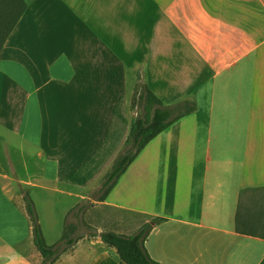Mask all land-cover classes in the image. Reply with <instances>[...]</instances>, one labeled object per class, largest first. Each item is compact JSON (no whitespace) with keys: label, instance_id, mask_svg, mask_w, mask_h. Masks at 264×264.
<instances>
[{"label":"crops","instance_id":"0c3cea01","mask_svg":"<svg viewBox=\"0 0 264 264\" xmlns=\"http://www.w3.org/2000/svg\"><path fill=\"white\" fill-rule=\"evenodd\" d=\"M22 1L0 51V130L39 150L44 180L99 186L126 141L135 78L196 111L94 202L102 221L127 235L164 219L145 242L159 264H264V0ZM20 181L0 171V264H41L13 201ZM96 239L55 264H125Z\"/></svg>","mask_w":264,"mask_h":264},{"label":"trees","instance_id":"16d2710c","mask_svg":"<svg viewBox=\"0 0 264 264\" xmlns=\"http://www.w3.org/2000/svg\"><path fill=\"white\" fill-rule=\"evenodd\" d=\"M1 2L2 0H0V6ZM10 4L11 7L9 8L0 7V51L26 7L22 0H10ZM133 105L137 110L131 118L126 141L110 169L102 177L98 189L94 192L97 201L106 199L120 177L153 138L178 119L196 111L194 102L185 101L165 106L147 86L139 90L135 102H132L130 107H133ZM23 200L24 212L31 225L33 243L43 259L41 264H51L55 261L58 251L46 243L27 192L24 193ZM163 221L164 219L160 218L152 219L149 223L143 224L133 235H121L104 231L94 235V238L99 237L103 244L115 249L119 259L125 264H159L152 260L147 253L145 242L151 229ZM236 229L245 232L241 230L238 213L236 216ZM65 240L67 245H72L74 242L66 237Z\"/></svg>","mask_w":264,"mask_h":264},{"label":"rangeland","instance_id":"374dc122","mask_svg":"<svg viewBox=\"0 0 264 264\" xmlns=\"http://www.w3.org/2000/svg\"><path fill=\"white\" fill-rule=\"evenodd\" d=\"M138 92L137 81L132 78L129 85L130 106L135 102ZM136 110L134 105L130 107L132 116ZM43 168L42 156L35 146L20 138L7 136L0 130V171L21 180L12 192L13 201L16 205L21 204L22 209L23 196L27 192L46 243L58 251L55 260L61 254H69L77 242L95 241L94 235L115 230L111 225L113 221L104 219V223L100 208L95 207L97 196L94 192L99 186L94 190L79 192L50 184L44 180ZM64 171L67 170L64 168ZM136 232L132 230L125 234L133 235ZM65 237L72 239L73 244L67 245Z\"/></svg>","mask_w":264,"mask_h":264}]
</instances>
